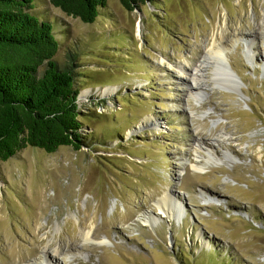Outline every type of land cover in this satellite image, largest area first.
<instances>
[{"label": "rangeland", "instance_id": "1", "mask_svg": "<svg viewBox=\"0 0 264 264\" xmlns=\"http://www.w3.org/2000/svg\"><path fill=\"white\" fill-rule=\"evenodd\" d=\"M31 3L85 90L88 139L0 161V264H52L58 244L55 264H264V0H108L91 23Z\"/></svg>", "mask_w": 264, "mask_h": 264}, {"label": "trees", "instance_id": "2", "mask_svg": "<svg viewBox=\"0 0 264 264\" xmlns=\"http://www.w3.org/2000/svg\"><path fill=\"white\" fill-rule=\"evenodd\" d=\"M31 1L0 0V161L26 146L48 153L87 146L80 119L85 90L75 86L72 69L59 67L53 22L32 12ZM107 1L49 0L85 23L94 22ZM119 1L133 10L151 0Z\"/></svg>", "mask_w": 264, "mask_h": 264}, {"label": "bare ground", "instance_id": "3", "mask_svg": "<svg viewBox=\"0 0 264 264\" xmlns=\"http://www.w3.org/2000/svg\"><path fill=\"white\" fill-rule=\"evenodd\" d=\"M261 20L257 23V28H259V32L261 33H264V13L262 16ZM222 18V17H221ZM220 22V21H219ZM222 22L226 25L227 24V17L225 15H223V19H222ZM225 25H222L220 26V29L217 30L216 34L213 35V45H212V48H213V53H210V56L211 58H213L215 60L216 58V55L217 54L216 52L220 51V49L222 48L223 46V43L225 42ZM137 26H139V23L137 24ZM140 27V26H139ZM139 27L137 28V30H139ZM258 30V29H257ZM257 33V32H256ZM218 55V54H217ZM206 60V59H205ZM230 64V63H229ZM200 66H198L199 68ZM235 69V68H234ZM200 70H207V67H202V69L200 68ZM236 70V69H235ZM202 72V71H201ZM198 77V76H196ZM207 85L205 83H202L201 81H199L198 83L196 84H191L189 83V85L187 87L184 88V90H187L188 92H192L193 90H195V88L198 89H204L206 88ZM105 90H107L108 92H113L114 89L113 88H106ZM146 120L147 121H151V119L149 117H146ZM151 123V122H150ZM207 144V143H206ZM194 167V166H193ZM198 167V166H197ZM156 205L158 206V208L163 212V214H167L169 216H172V214L174 212H176L178 209H179V205L178 203H176L175 199L173 198V196H171V194H169L168 192H164L161 196H159L156 200ZM160 212V211H159ZM157 213V212H156ZM142 214V217L144 218V221H146V223L150 224V225H154L156 223V219H157V222L159 220V217L155 215H152L151 213H141ZM89 230H86V232H83L82 236H83V239H87L89 237ZM207 245V244H206ZM59 244L57 247H55L53 249V251L49 250V247H46V250H45V254H46V257L52 261V264H55V257L57 258V254H61L62 251H60L62 248H59ZM70 248H77L75 244L71 243L70 245ZM50 251V252H49ZM77 260V259H76Z\"/></svg>", "mask_w": 264, "mask_h": 264}]
</instances>
